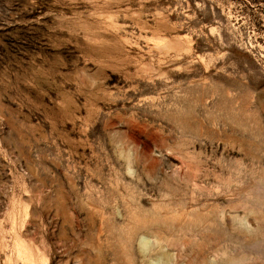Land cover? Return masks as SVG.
<instances>
[{"label":"rangeland","instance_id":"374dc122","mask_svg":"<svg viewBox=\"0 0 264 264\" xmlns=\"http://www.w3.org/2000/svg\"><path fill=\"white\" fill-rule=\"evenodd\" d=\"M0 264H264V0H0Z\"/></svg>","mask_w":264,"mask_h":264}]
</instances>
